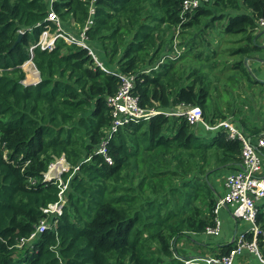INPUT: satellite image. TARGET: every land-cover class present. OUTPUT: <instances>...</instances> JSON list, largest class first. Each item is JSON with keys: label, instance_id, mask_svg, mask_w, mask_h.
<instances>
[{"label": "trees", "instance_id": "1", "mask_svg": "<svg viewBox=\"0 0 264 264\" xmlns=\"http://www.w3.org/2000/svg\"><path fill=\"white\" fill-rule=\"evenodd\" d=\"M89 1L56 0L53 10L73 32L85 26ZM185 1L98 0L86 35L106 70L89 49L58 39L53 50H34L41 81L26 86L22 66L48 24L49 3L0 0V264H184L179 242L215 225L212 178L241 164L242 144L225 130L158 114L113 134L112 165L98 153L120 74L135 76L143 109L200 107L209 125L232 115L247 137L262 133L237 100L241 78L260 84L239 58L254 50L244 43L264 16V0H208L183 13ZM175 40L182 54L172 59ZM224 43L231 48L217 52ZM223 55L237 60L216 73ZM61 157L71 167L61 177L69 185L63 214L27 241L43 209L60 200L63 185L44 175ZM257 224L264 231V206Z\"/></svg>", "mask_w": 264, "mask_h": 264}, {"label": "built area", "instance_id": "2", "mask_svg": "<svg viewBox=\"0 0 264 264\" xmlns=\"http://www.w3.org/2000/svg\"><path fill=\"white\" fill-rule=\"evenodd\" d=\"M49 3V15L47 17L48 24L40 35L39 41L30 47V53L34 54L37 48L44 50H53L58 39H63L67 43L77 44L83 48L90 50V54L94 56L96 64L102 69L105 66L98 62V56L89 48L87 43V31L95 24V16L98 0L89 1V16L85 26L80 29L79 35L74 32H68L63 24L60 16L53 10V4L56 0H47ZM208 0H186L183 4V13L195 10ZM258 25L264 28V16L258 19ZM177 44L175 40L174 45ZM179 54V52H178ZM177 54V55H178ZM174 57H179V56ZM172 57V56H171ZM106 70V68L104 69ZM122 81L120 90L115 96L108 99V105L112 110L113 122L110 128L108 138L101 144L98 153L102 154L109 164H113V159L108 156V143L114 133L120 127L129 123H139L141 121H149L158 114H164L159 109H143L139 106L138 100L133 96L136 78L134 75L120 74ZM183 115L191 126L202 125L206 130L214 131L223 129L228 134V139L238 140L242 144L241 152V169L226 176V193L216 202L214 209L218 213L222 207H230L233 217L247 224V228L240 232L234 241L232 249L226 254L208 257H193L183 259L184 264H235L237 259L246 251L255 254L264 264V257L259 250V237L264 241V231H261L257 224V218L260 208L264 206V163L261 151L264 149V135L252 142L243 132L231 121H221L216 125H209L203 120V112L200 107H189L186 111L179 109L167 115ZM65 158L54 160L49 166L48 171L44 175V181L50 182L57 180L63 185L60 192V200L48 205L44 210L46 217L37 227V231L27 241L34 240L39 234L45 232L51 227H56L58 218L62 216L64 205L67 198L64 191L68 189V182L63 183L62 175L70 170V165L65 164ZM79 167H75V171ZM51 226V227H50ZM221 231V222L217 219L214 226L206 228L207 235L217 236ZM25 240H22L24 242Z\"/></svg>", "mask_w": 264, "mask_h": 264}, {"label": "crops", "instance_id": "3", "mask_svg": "<svg viewBox=\"0 0 264 264\" xmlns=\"http://www.w3.org/2000/svg\"><path fill=\"white\" fill-rule=\"evenodd\" d=\"M64 28L68 30V28ZM79 28L80 26L75 24L73 32H78ZM246 43L254 47V50L247 56L246 66L249 68V71H246L260 83V87L264 88V28L258 25V28L249 35V39L244 44L246 45ZM256 124V127L260 128L262 133L258 135L259 137H249L252 142H256L258 138L264 135V122ZM261 155L264 163V149L261 151ZM238 168L239 169L220 170V173L216 172L218 178H212V188L218 193L217 198L223 196L227 191L226 176L229 173L240 170L241 164H239ZM223 176L225 177L224 182L222 181L223 179L221 180V177ZM214 214L216 215L215 221L218 219L221 222L220 234L213 236L203 233L190 237L188 243L185 245V256L187 258L220 255L221 252L226 250L229 246H233L238 234L247 228V224H244L233 217L230 207H222L218 213L214 212ZM235 264L263 263L255 254L246 251L237 259Z\"/></svg>", "mask_w": 264, "mask_h": 264}, {"label": "rangeland", "instance_id": "4", "mask_svg": "<svg viewBox=\"0 0 264 264\" xmlns=\"http://www.w3.org/2000/svg\"><path fill=\"white\" fill-rule=\"evenodd\" d=\"M73 21L71 22V25H72ZM165 35H162V37H164ZM219 41H217V44H218ZM227 42V41H226ZM216 44V49L219 48L220 44L217 45ZM175 46V52H179V54L177 56H180L182 53H181V50H179V48L177 47V44L174 45ZM231 44H227V43H224L222 44V46L216 50L217 52H219L220 50H226L227 48H231ZM220 51V52H221ZM96 55V54H95ZM92 56V55H91ZM97 56V55H96ZM172 59H174V55L172 54ZM94 57V56H92ZM236 57H231V56H220L219 58H216V62H221L222 66H220L215 72L217 73L218 71H222V72H226L228 73L226 70H225V65L226 64H231V63H234L237 59H235ZM247 56L243 59V58H239L240 60H243V67L245 70L249 71V68H247L246 66V63H247ZM98 59V62H101L99 58ZM102 63V62H101ZM103 64V63H102ZM104 65V64H103ZM249 67V66H248ZM23 71L25 73V79L22 81L24 85L26 86H29V85H35L37 83H39L41 81V77H39L34 65L32 63H25L23 66ZM101 68V67H100ZM106 68V67H105ZM104 68V69H105ZM241 70V69H240ZM1 73V71H0ZM233 73V72H232ZM234 74H238V73H235ZM242 80V85H243V88L239 90L240 92V99L237 100V104L240 105V106H243V109H242V112H243V116L244 118L248 121V119H251V123H262L264 122V88L263 87H260L259 84L257 87L253 88L252 84H248L244 81L243 78H241ZM221 83L225 84V82L223 81V79H221L220 81ZM248 85V86H246ZM249 85L251 86L252 89H249ZM257 88V89H256ZM255 89V90H254ZM231 91V90H230ZM232 93V91H231ZM216 97H218V93L215 94ZM242 102V104H241ZM243 118V117H242ZM238 120L233 117L232 115L228 117V120L227 121H231V122H234ZM236 122V123H237ZM211 137V136H210ZM61 158H64V157H61ZM60 159V158H59ZM66 160V159H65ZM67 164H69L67 161H66ZM65 163V164H66ZM70 165V164H69ZM220 173V172H219ZM214 178H218V175L215 174L213 176ZM223 179V180H222ZM221 180L224 182L225 180V177H221ZM190 237H187V238H183L179 244L177 245V250L179 251V253L181 255H185V245L188 243V239ZM259 250H260V253L262 255H264V248H262L261 246H259Z\"/></svg>", "mask_w": 264, "mask_h": 264}, {"label": "water", "instance_id": "5", "mask_svg": "<svg viewBox=\"0 0 264 264\" xmlns=\"http://www.w3.org/2000/svg\"><path fill=\"white\" fill-rule=\"evenodd\" d=\"M21 38H22V34L19 35V40H21ZM19 40H18V41H19ZM33 55H34V54H31V59H30V61H28L27 63H32V64L34 65L33 60H32ZM34 67H35V65H34ZM35 69H36V67H35ZM36 71H37V73H38V75H39V71H38L37 69H36ZM39 77H40V75H39ZM177 109H179V110H181V111H186V110L189 109V107H186V106H179ZM159 111H160L161 113H164V114H171V112H173L170 108H159Z\"/></svg>", "mask_w": 264, "mask_h": 264}]
</instances>
